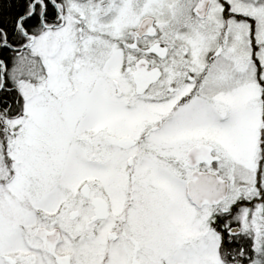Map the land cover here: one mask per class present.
I'll list each match as a JSON object with an SVG mask.
<instances>
[{"label": "snow or ice", "instance_id": "6c2138e0", "mask_svg": "<svg viewBox=\"0 0 264 264\" xmlns=\"http://www.w3.org/2000/svg\"><path fill=\"white\" fill-rule=\"evenodd\" d=\"M0 264H264V0H0Z\"/></svg>", "mask_w": 264, "mask_h": 264}]
</instances>
